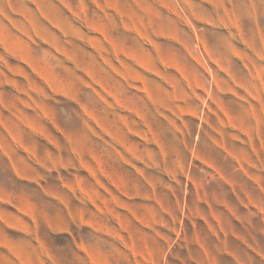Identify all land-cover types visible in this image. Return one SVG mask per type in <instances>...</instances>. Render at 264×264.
Listing matches in <instances>:
<instances>
[{"label": "rangeland", "instance_id": "1", "mask_svg": "<svg viewBox=\"0 0 264 264\" xmlns=\"http://www.w3.org/2000/svg\"><path fill=\"white\" fill-rule=\"evenodd\" d=\"M0 264H264V0H0Z\"/></svg>", "mask_w": 264, "mask_h": 264}]
</instances>
